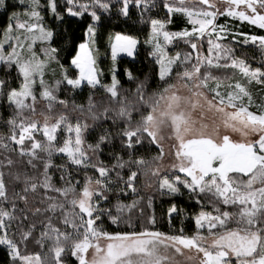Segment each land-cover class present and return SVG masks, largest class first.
Wrapping results in <instances>:
<instances>
[{"label": "snow or ice", "instance_id": "snow-or-ice-1", "mask_svg": "<svg viewBox=\"0 0 264 264\" xmlns=\"http://www.w3.org/2000/svg\"><path fill=\"white\" fill-rule=\"evenodd\" d=\"M0 264H264V0H0Z\"/></svg>", "mask_w": 264, "mask_h": 264}, {"label": "trees", "instance_id": "trees-1", "mask_svg": "<svg viewBox=\"0 0 264 264\" xmlns=\"http://www.w3.org/2000/svg\"><path fill=\"white\" fill-rule=\"evenodd\" d=\"M243 27H247V26H243ZM250 30V29H249ZM159 201H157V204L159 205ZM167 205H165V207H166ZM162 213L160 212V209L158 208V215H161ZM186 223H187V226L189 227V228H191L192 227V225L190 224V223H188L187 221H186ZM164 230H167V228H166V226H165V228H164Z\"/></svg>", "mask_w": 264, "mask_h": 264}]
</instances>
